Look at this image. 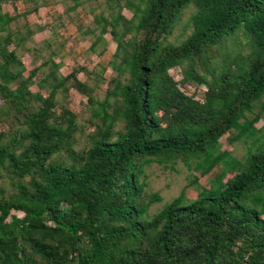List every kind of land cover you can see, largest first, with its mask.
<instances>
[{
	"label": "trees",
	"instance_id": "16d2710c",
	"mask_svg": "<svg viewBox=\"0 0 264 264\" xmlns=\"http://www.w3.org/2000/svg\"><path fill=\"white\" fill-rule=\"evenodd\" d=\"M6 1L0 0V114L20 127L0 130V264H264V134L254 126L260 113L247 117L264 96V0H107L108 15L94 17L97 39L110 33L116 44L110 66L128 78L114 80L102 101L74 84L101 121L83 153L72 148L75 116L62 110L64 124L52 119L56 93L74 73L59 77L58 63L41 64L51 65L36 84L47 95L31 110L28 88L38 70L23 78L15 69L21 64L14 50L24 39L14 43L16 19L2 13ZM190 5V35L179 45L166 43ZM238 32L250 54L228 53L223 73L207 83L194 61L205 65ZM184 61L182 83L205 84L203 102L168 75ZM116 119L125 125L113 139ZM226 133L252 143L243 161L221 151ZM61 151L70 164L53 161ZM177 160L200 177L221 170L209 188L193 178L195 200L181 193L150 216L161 197L145 193L144 167L172 169Z\"/></svg>",
	"mask_w": 264,
	"mask_h": 264
},
{
	"label": "rangeland",
	"instance_id": "374dc122",
	"mask_svg": "<svg viewBox=\"0 0 264 264\" xmlns=\"http://www.w3.org/2000/svg\"><path fill=\"white\" fill-rule=\"evenodd\" d=\"M82 2L84 4L82 10L70 9L73 4L71 1L60 0L54 2L55 4L50 3L51 11L44 22L40 21L41 23L33 20V17L18 16L10 25V32L14 35L15 44L19 40L17 39L19 36L24 41H21L15 50L11 44L7 47L8 51L14 50L15 56L21 64V67L17 66L15 69L23 71V78L28 75L29 71L35 68L38 70L28 88L35 98L32 101L31 110H36L47 95L46 90H39L36 84L50 71L51 65L41 67V64L49 60L58 63L57 75L59 77L74 73V79L69 80L65 87L59 89L56 93L52 119L54 122L64 124L59 120L62 110H67L75 116L77 131L73 136L72 148L79 153H83L90 146V137L96 132L97 128L101 127V121L92 116V108L95 106H90L87 103L86 96L77 91L73 87L74 84L76 82L83 84L96 101H102L105 94L111 90L114 80L118 79L124 83L128 78L126 72L119 76L110 66L113 60L115 44L109 35H106L105 43L100 42L94 51L87 48L88 43L94 40L98 32V28L92 21L93 14L103 12L104 15H108L110 10L103 0ZM194 12L195 8L193 5L182 10L173 26L171 35L166 38V43L179 45L188 38L192 31L190 18ZM123 15L126 18H131L132 16L128 10H123ZM84 31L86 33L89 32V36L86 33L84 34ZM90 32L92 35H90ZM130 36H126V39H130ZM251 50L252 46L247 37H243L242 33L238 32L233 37H230L224 46L219 48V54L216 52L212 57H208L205 65H201L199 60L194 61V69L207 83H210L223 73V69L227 64L222 58L227 56L228 53L239 51L246 57ZM187 66H189V63L184 61L181 66L169 69L168 75L186 96H191L194 100L203 102V94L206 92L205 84L199 85L195 82L182 83L183 73ZM110 101L113 102V99L111 98ZM263 103L264 96L255 103L253 113L247 115L248 118H252L253 114L260 113V119L254 126L261 130V133L258 134L261 137L264 134V110L261 107ZM113 110L114 107L112 106L108 109V112L111 113ZM124 125L121 119H116L113 122V139L116 138L117 132L124 131ZM19 127L15 117L0 114V130L8 133L11 128ZM233 134L226 133L220 138L221 151H227L233 158L243 161L248 156V150L252 147V143L250 141L246 142L242 138L231 141ZM6 142V140H3V143ZM71 160L72 158L65 151L53 156V161L56 163L70 164ZM220 170L221 167L218 166L206 176L200 177L198 173L187 170L180 160L174 163V168L172 169H166L162 164L156 162L147 164L144 167V175L146 177L145 193L147 195L157 193L161 197L160 202L150 206L149 215L152 216L158 213L181 193L185 195L186 199L195 200L199 190L197 186L190 183L193 178H198L200 187L209 188L210 183L217 178ZM3 186L9 190L8 179H4ZM11 214L22 217L21 213L12 211Z\"/></svg>",
	"mask_w": 264,
	"mask_h": 264
},
{
	"label": "crops",
	"instance_id": "0c3cea01",
	"mask_svg": "<svg viewBox=\"0 0 264 264\" xmlns=\"http://www.w3.org/2000/svg\"><path fill=\"white\" fill-rule=\"evenodd\" d=\"M56 1H60V0H9V1H6L5 3H3L2 13L7 14L10 17H14L15 19L18 16L24 15V16H28L29 18L33 17V20H36L38 22H40V21L44 22L45 19L47 18V16L49 15L50 11H51V8H52L51 4H55L54 2H56ZM66 1L73 2L70 9L82 10L84 8V4L82 1H89V0H66ZM103 1L106 4L107 0H103ZM106 6H107V4H106ZM100 13H103V12H99L98 14H93V18H92L93 22H94V17L96 15H99ZM122 14H123V10H122ZM127 19H129V18H127ZM86 35L89 36V33H86ZM90 35H92L91 32H90ZM106 35H109L110 39L112 40L110 33L106 32L102 35L101 41H99V39H97L100 36V32L98 30L97 35L94 38V40L91 43L87 42L89 44L87 48L90 49L93 44H95V48H96V46L100 42L105 43ZM112 42H113V40H112ZM115 49H116V44H115ZM102 51H104V50H102ZM114 52H115V50H114Z\"/></svg>",
	"mask_w": 264,
	"mask_h": 264
}]
</instances>
